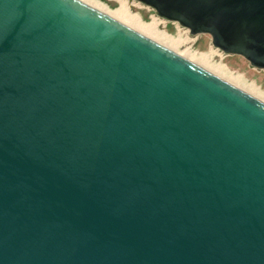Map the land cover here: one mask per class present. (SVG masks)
<instances>
[{
    "label": "water",
    "instance_id": "95a60500",
    "mask_svg": "<svg viewBox=\"0 0 264 264\" xmlns=\"http://www.w3.org/2000/svg\"><path fill=\"white\" fill-rule=\"evenodd\" d=\"M264 70V0H138ZM0 264H264V101L82 0H0Z\"/></svg>",
    "mask_w": 264,
    "mask_h": 264
},
{
    "label": "rangeland",
    "instance_id": "374dc122",
    "mask_svg": "<svg viewBox=\"0 0 264 264\" xmlns=\"http://www.w3.org/2000/svg\"><path fill=\"white\" fill-rule=\"evenodd\" d=\"M96 1L106 4L111 10H117L119 7H121V0ZM126 2L128 4L129 12L134 15H139L144 22L150 23L154 19L159 20L160 24L158 29L174 40H178L180 38V34L182 35V38L188 36L189 41L180 42V44L178 43L175 47H172L174 51L178 53L189 51L190 53H194L197 56L201 55L202 53L210 54L213 51L218 52L217 54L209 57V64H225L228 71L232 75H242L246 83H254L260 89V91L264 92L263 69L252 66L250 62L242 56L224 53L222 50L213 45L212 38L208 34L193 35L189 29L181 26L177 22L168 21L160 17L152 8L144 5L138 0H126Z\"/></svg>",
    "mask_w": 264,
    "mask_h": 264
},
{
    "label": "bare ground",
    "instance_id": "6f19581e",
    "mask_svg": "<svg viewBox=\"0 0 264 264\" xmlns=\"http://www.w3.org/2000/svg\"><path fill=\"white\" fill-rule=\"evenodd\" d=\"M85 3L91 5L92 7L112 16L113 18L119 20L120 22L126 24L127 26L135 29L136 31L148 36L149 38L173 49L180 42L189 41L188 36L182 38L180 34V38L178 40H174L173 38L167 36L158 29L160 24L159 20L154 19L150 23L144 22L139 15L131 14L128 10V4L126 0H121V7L117 10H111L106 4L96 1V0H82ZM173 37V36H172ZM174 50V49H173ZM218 52H211L210 54L202 53L197 56L194 53H190L189 51H185L184 53H180L184 57L194 61L195 63L205 67L210 70L214 74L222 77L223 79L229 81L230 83L240 87L244 91L250 93L251 95L257 97L258 99L264 101V92L260 91V89L254 83H246L242 77V75L234 76L232 75L225 64H209V57L217 54ZM244 87V88H243Z\"/></svg>",
    "mask_w": 264,
    "mask_h": 264
}]
</instances>
